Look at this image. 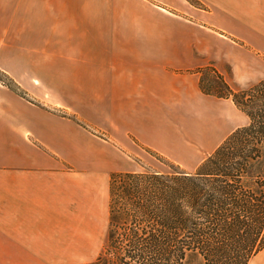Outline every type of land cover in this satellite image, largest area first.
Returning <instances> with one entry per match:
<instances>
[{
    "label": "crops",
    "instance_id": "crops-1",
    "mask_svg": "<svg viewBox=\"0 0 264 264\" xmlns=\"http://www.w3.org/2000/svg\"><path fill=\"white\" fill-rule=\"evenodd\" d=\"M200 1L207 14L215 11L229 19L223 26L219 22H189L212 29L209 38L201 40L185 38V24L176 34L141 30L135 34L131 30L128 35L99 33V28L89 33L86 24L110 22L103 27L114 30L117 22H133L128 24L132 28L153 21L184 22L183 0H0L3 43L6 37L24 42L22 22H33L31 34L36 36L39 25L35 22L69 23L64 36L58 34L53 39L64 44L53 55L63 63L53 78L61 83L58 87H73L72 99L67 100L72 109L45 106L36 100L33 90L21 84L20 72L13 74L6 68L11 56L4 49L7 39L0 50V71L48 109L29 103L37 111L52 119L57 117L55 111H63L82 124L62 120L68 125L61 135L66 141L52 132L8 131L7 119L11 118L3 109L7 89L0 84V264H73L71 252H77L74 256L80 259L95 248L90 236L98 231V218L103 229L107 173L105 177L98 173V156L105 146L129 149L127 138H131L142 148L183 159L193 172L207 157L194 161L195 155L212 153L235 129L247 124V117L230 99L201 92L200 74L195 71L212 65L226 83L227 69L239 82L248 83L247 87L258 82L251 78L256 69H263V22L255 30L260 43L253 52L230 38L250 40L247 28L256 23L248 22L247 10L254 5L262 9L264 0ZM71 22L84 25L77 31ZM93 39L94 48H88ZM211 40L215 43L207 46ZM30 53L38 66L39 50L31 46ZM89 85L94 87L93 93H89ZM66 91H62L65 96ZM242 121L245 124L236 125ZM42 134L48 137L46 143ZM263 254L264 250L248 264L254 260L264 264Z\"/></svg>",
    "mask_w": 264,
    "mask_h": 264
},
{
    "label": "trees",
    "instance_id": "trees-1",
    "mask_svg": "<svg viewBox=\"0 0 264 264\" xmlns=\"http://www.w3.org/2000/svg\"><path fill=\"white\" fill-rule=\"evenodd\" d=\"M205 70L201 92L230 99L247 124L193 172L166 161V172L111 173L104 244L88 264H248L264 250V79L232 89Z\"/></svg>",
    "mask_w": 264,
    "mask_h": 264
},
{
    "label": "rangeland",
    "instance_id": "rangeland-1",
    "mask_svg": "<svg viewBox=\"0 0 264 264\" xmlns=\"http://www.w3.org/2000/svg\"><path fill=\"white\" fill-rule=\"evenodd\" d=\"M184 6H185V15L189 16L192 21L186 20L184 22H147L146 27H139L134 26L133 28L130 27L128 24H133V22H117L119 24L118 27H114V30H111V28L105 29V26L110 22H87V27L89 30V33H96L97 28L100 29L99 33H102V30H105V34H119V35H128L130 31L132 30L133 33H138V30H141L142 33H149V34H160V33H168V34H176L179 32V28L181 27V24H185L183 27V36L185 38H197V39H203L205 36L209 38V33L213 32L211 28H208L207 26L192 24L189 22H219L222 26L224 24H227L226 22H229V19L222 13L212 11L210 14L206 13L205 6L201 3L200 0H183ZM195 8L194 11H188L192 10V8ZM262 9H257L256 6H249V10H247V20L248 22H255V25L249 26L247 28V37L241 36L242 38L250 39L248 41H242L240 39L236 38H230V40L235 43L236 45L240 47H244L248 50H254V46L257 44L259 45L260 41H257L256 39L260 38L259 33H257L256 37L254 36L255 30L257 27H260L259 22H263L261 24V29H263L264 33V3L261 5ZM168 13H171L173 15H179L178 12L167 9ZM189 13V14H188ZM181 16V14H180ZM184 17V15H182ZM170 21V20H169ZM33 22H22L23 24V36H24V42H20L18 40L12 42V39H6L8 40L7 46H5L4 49L7 50L8 54H11L10 56V62L7 64L6 68L14 74L15 73H21V84L25 86L27 89L33 90L35 92V95L37 97L36 100L40 101L41 103L45 102L44 105H53L57 106L62 109H69L73 108L67 100H71L74 90L71 84H66L65 89L63 86L58 87L61 85V83H57L54 81V76L58 68L63 66L62 61L56 60V58L53 57L54 54L58 53V49L63 48V42H55V38H58V34H61L64 36V33H66L68 22H35L38 23V29H37V36L36 34H31V25ZM71 25L79 31L80 28L83 27L84 23L82 22H71ZM82 24V27L80 25ZM100 25V26H98ZM32 36L34 37V41L31 40ZM207 38L205 39L207 41ZM264 36H262L261 39H263ZM6 39L3 38L2 41H0V50L6 43ZM52 39V40H51ZM95 40H89L88 42V48H94V44H92ZM214 41L207 42L206 45L214 44ZM31 46L34 47V49L39 50V54L37 55V58H39V65L35 66L33 64V60L35 59V56H33L31 52ZM211 51V50H210ZM257 55V54H255ZM263 62H264V55H263ZM206 67L200 68L196 70V73L200 74V77H202L204 84L206 87L211 86L212 82V75L209 73V71L205 70ZM228 76L226 77L227 83L232 89H244L247 87L248 83H241L236 79L235 76L230 75L229 70ZM4 72L0 71V79L5 81L6 84H8L12 90L5 84L0 83L5 89H7L4 93V102H3V109L6 113L10 115V118L8 117L7 127L6 129L8 131H27L31 134H37V133H47L52 132L53 136L60 138V141H66L64 138H61V135L68 131V125H65L62 120H69L75 123L80 124L77 122L76 118L73 116H69L66 112L58 111L54 114L55 119H52L51 117H48L47 115L43 114L42 112L48 110L46 107L42 108L43 106L38 102L34 101L31 98V95L24 90L20 85H18L11 77L5 74ZM253 78L251 80L259 81L261 79H264V64L263 69H256L253 73ZM63 90H67V96L63 94ZM89 93L94 92V87H91L89 85ZM31 104H34L36 106H39V109L44 111H37L36 108ZM77 108V104L74 105ZM67 107V108H66ZM35 108V109H34ZM46 109V110H45ZM55 109V108H54ZM75 109V108H74ZM239 124H245V121H242ZM82 125V124H80ZM38 135V134H37ZM43 135V134H42ZM44 137L42 140L46 143L48 137L46 135H43ZM130 142L131 147L129 149H121L117 148L116 146L107 147L105 146V149L99 154L98 156V163H100V169H98V173L105 177V174L107 173L105 177L104 182V188H103V207H102V214H103V229L100 227V221L99 218L98 221V231L96 234H93L90 236L92 241H94V249H89L85 253H87L86 257H81L80 259L75 258V254L77 252H71V263L73 264H88L91 262H94L96 258L98 257L99 253L102 250L104 239H105V230H106V224H107V183L109 179V175L111 173L120 172H143V171H158V172H166L168 171L167 166L165 165L166 161L172 162L176 165H179L182 170L185 172H190L191 170L188 169L189 165L186 164V162L176 159H171L167 156L160 155L157 152L142 148L141 146H138V144L131 138H127ZM82 141L85 143V141L82 139ZM49 143L52 147L53 144L49 140ZM211 151V150H210ZM203 152L201 154L195 155L194 161H202L206 156H208L211 152ZM67 153V152H66ZM66 155V154H65ZM69 159L73 160L72 155H68ZM96 160H94L95 162ZM75 164H78L77 160L74 162ZM111 171V172H110ZM99 210L98 216H99ZM82 254L84 252H81ZM264 256V254H263ZM252 264H257V260H254Z\"/></svg>",
    "mask_w": 264,
    "mask_h": 264
}]
</instances>
